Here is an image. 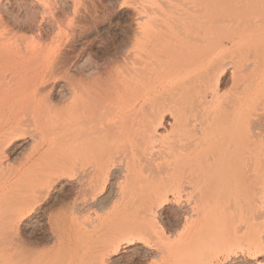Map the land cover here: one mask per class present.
Returning a JSON list of instances; mask_svg holds the SVG:
<instances>
[{"label":"bare ground","instance_id":"bare-ground-1","mask_svg":"<svg viewBox=\"0 0 264 264\" xmlns=\"http://www.w3.org/2000/svg\"><path fill=\"white\" fill-rule=\"evenodd\" d=\"M99 1L0 0V264H264V0Z\"/></svg>","mask_w":264,"mask_h":264},{"label":"rangeland","instance_id":"rangeland-1","mask_svg":"<svg viewBox=\"0 0 264 264\" xmlns=\"http://www.w3.org/2000/svg\"><path fill=\"white\" fill-rule=\"evenodd\" d=\"M102 4L106 6L105 10L100 12V21L95 24L94 28H89L88 31L83 34L82 37L74 42L70 49V53L73 55L77 52H86L88 50H92L98 53V56L107 52L108 47L110 48L112 44L111 41L114 39H120L128 30V26L131 23V8L128 6H124L118 0H101ZM97 2L100 3L99 0ZM166 8V7H165ZM137 16V14H136ZM264 60V51L259 52L255 58L250 57L249 65L252 67L254 62ZM230 78L226 76L222 80V90L229 88ZM172 115L167 114L165 117V121L163 126L158 127V133L161 135L167 134L168 130H165L167 127V122L172 120ZM15 155H10L11 160H13ZM167 207V206H166ZM165 210V209H164ZM159 210L156 212V227L159 230H163L164 232H171L168 228L161 223V218H167V213L165 211ZM226 224V223H225ZM40 234V232L38 231ZM34 232V235H38ZM42 234V233H41ZM46 243V241L44 242ZM127 246V247H126ZM145 245L139 242V240H134L131 243H124L120 247L118 253L109 259L108 264H132V261L137 257V254L144 255ZM148 255V254H147ZM224 264H255L253 257L245 256L242 257L235 263L232 261H227Z\"/></svg>","mask_w":264,"mask_h":264},{"label":"snow or ice","instance_id":"snow-or-ice-1","mask_svg":"<svg viewBox=\"0 0 264 264\" xmlns=\"http://www.w3.org/2000/svg\"><path fill=\"white\" fill-rule=\"evenodd\" d=\"M164 211L165 213H167V218L162 217L161 223L164 224V226L168 228L169 230L174 231L175 227H178L180 223L179 220L173 218L177 210L165 209ZM141 251L143 252L144 250H141ZM262 259H264V257H262ZM149 261H150L149 255L147 254L141 255L138 253L137 257L132 261V264H149Z\"/></svg>","mask_w":264,"mask_h":264}]
</instances>
